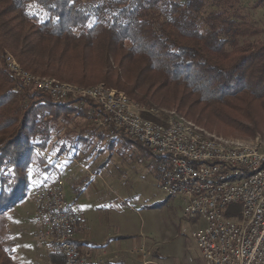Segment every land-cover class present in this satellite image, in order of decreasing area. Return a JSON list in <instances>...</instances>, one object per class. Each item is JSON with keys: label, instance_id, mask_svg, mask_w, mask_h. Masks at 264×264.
I'll return each mask as SVG.
<instances>
[{"label": "trees", "instance_id": "1", "mask_svg": "<svg viewBox=\"0 0 264 264\" xmlns=\"http://www.w3.org/2000/svg\"><path fill=\"white\" fill-rule=\"evenodd\" d=\"M242 4L0 0V264H13L1 231L5 215L27 196L29 165L49 168L35 148L45 151L61 121L88 109L71 98L52 103L45 92L20 85L4 66L6 53L37 77L103 81L138 104L173 106L196 123L237 130L246 128L244 120L254 124L264 106V31L251 15L264 10V0L250 10ZM50 260L60 262L53 253Z\"/></svg>", "mask_w": 264, "mask_h": 264}, {"label": "built area", "instance_id": "2", "mask_svg": "<svg viewBox=\"0 0 264 264\" xmlns=\"http://www.w3.org/2000/svg\"><path fill=\"white\" fill-rule=\"evenodd\" d=\"M4 66L20 85L45 92L52 103L71 97L80 106L92 104L87 115L96 127L147 149L158 163L157 188L180 202L185 218L203 222L192 237L204 264H264L263 142L207 133L175 110L137 106L104 84L79 87L34 76L11 54ZM33 195L35 235L45 252L59 258L58 264H90L75 245L79 222L69 208L65 180L42 183Z\"/></svg>", "mask_w": 264, "mask_h": 264}, {"label": "rangeland", "instance_id": "3", "mask_svg": "<svg viewBox=\"0 0 264 264\" xmlns=\"http://www.w3.org/2000/svg\"><path fill=\"white\" fill-rule=\"evenodd\" d=\"M254 2L255 0H242V6L250 10ZM251 15L257 27L264 31V10L253 9ZM259 37L264 40V34ZM107 74L110 75L112 81L115 80L113 68ZM46 79L49 78L46 77ZM68 83L79 87H93L105 82L99 81L88 86L73 82ZM118 92L123 93L122 91ZM127 97L137 106L148 105L138 104L129 96ZM77 103L80 107V103L78 101ZM148 106L176 111L173 106L165 107L156 103ZM148 106L147 108H150ZM254 117L256 123L252 124L249 120H244L246 128L237 130L218 123L208 124L205 121L196 123L189 120L205 132L225 139L248 144L264 143V106L256 108ZM60 123L59 128L62 131L65 128L69 129L70 124L79 126L88 124L93 127L95 125L88 115L76 117L73 114L69 115V122L61 121ZM98 131L100 132V130ZM74 133L76 134V130ZM103 136L105 135L103 134ZM53 141L55 143L56 138H53ZM38 153L40 154V152ZM46 157L45 153H42V158L45 160L44 166L54 167V159ZM103 164L104 168L100 170L103 172L105 185L98 181L99 184L95 185L94 190L90 188L88 192L82 188L80 192H82L83 201L81 202L83 204L92 205L95 203L98 207L99 216L109 219L110 224L117 221L116 224L127 226L128 231H131L133 235H140L147 245L156 251L157 257L155 259L159 264H204L202 255L192 237V232L203 225V222L199 218H185L180 202L173 197H166L157 188L158 163L147 149L124 136L122 139L107 145L104 151ZM29 167L30 186L26 193L27 196L5 215V226L1 233L13 264H49L50 255L44 251L36 238L32 213L34 211L33 193L43 178H40V170L34 165H29ZM85 198L86 200H84ZM70 210L75 214L72 206Z\"/></svg>", "mask_w": 264, "mask_h": 264}, {"label": "crops", "instance_id": "4", "mask_svg": "<svg viewBox=\"0 0 264 264\" xmlns=\"http://www.w3.org/2000/svg\"><path fill=\"white\" fill-rule=\"evenodd\" d=\"M80 108L87 107L83 105ZM58 129L45 151L38 148H35V151L54 159V167L48 166L46 171H40L41 179L52 181L60 177L65 180L69 207L74 208L79 222L75 233L76 247L82 254L88 255L90 264H159L155 259L156 251L150 248L140 235H133L127 226L116 224L117 221L110 224L109 219L99 216L95 203L85 205L81 202L82 188L89 192L90 188L94 190L95 185L99 184L98 181L105 185L103 172L100 170L104 168L105 148L109 143L124 136L111 135L106 130L88 124H70L69 129L65 128L64 132L61 128ZM53 138H56L55 143Z\"/></svg>", "mask_w": 264, "mask_h": 264}]
</instances>
